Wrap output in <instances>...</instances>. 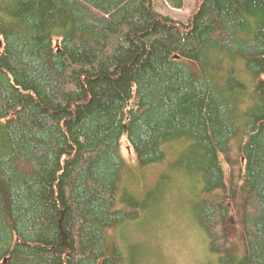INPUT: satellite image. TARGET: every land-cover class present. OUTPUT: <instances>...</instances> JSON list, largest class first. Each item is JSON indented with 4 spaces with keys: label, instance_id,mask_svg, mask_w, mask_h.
Listing matches in <instances>:
<instances>
[{
    "label": "trees",
    "instance_id": "1",
    "mask_svg": "<svg viewBox=\"0 0 264 264\" xmlns=\"http://www.w3.org/2000/svg\"><path fill=\"white\" fill-rule=\"evenodd\" d=\"M197 1L0 0V264H137L123 142L184 143L212 264H264V0Z\"/></svg>",
    "mask_w": 264,
    "mask_h": 264
},
{
    "label": "rangeland",
    "instance_id": "2",
    "mask_svg": "<svg viewBox=\"0 0 264 264\" xmlns=\"http://www.w3.org/2000/svg\"><path fill=\"white\" fill-rule=\"evenodd\" d=\"M157 11L175 21L186 23L197 0H183L181 8L172 0H152ZM176 153H169L161 162L138 167L132 151L123 142L121 154L131 169L123 175L124 197L138 202L139 217L117 229V241L124 256H138L137 264H212L208 239L196 223V207L201 184L183 167L174 166L184 143L174 144ZM225 228L234 242L241 234L230 216Z\"/></svg>",
    "mask_w": 264,
    "mask_h": 264
}]
</instances>
